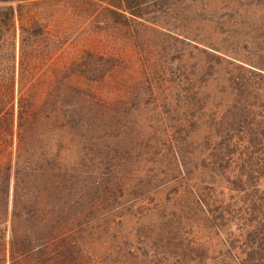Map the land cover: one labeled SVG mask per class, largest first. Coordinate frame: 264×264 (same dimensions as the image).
<instances>
[{
    "label": "rangeland",
    "instance_id": "rangeland-1",
    "mask_svg": "<svg viewBox=\"0 0 264 264\" xmlns=\"http://www.w3.org/2000/svg\"><path fill=\"white\" fill-rule=\"evenodd\" d=\"M41 2L22 4L31 16L45 10L57 41L51 99L61 68L78 62L76 120L65 130L49 119L51 153L31 177L33 212L18 231L54 240L51 264H237L228 244L237 240L241 259L251 196L231 182L239 160L224 140L249 132L246 107L263 109L242 92L252 79L264 87L248 71L264 69V0H161L147 10L154 23L130 26L100 6ZM250 126L259 139L248 149L263 154L264 121ZM224 205L226 220L215 219Z\"/></svg>",
    "mask_w": 264,
    "mask_h": 264
},
{
    "label": "trees",
    "instance_id": "trees-1",
    "mask_svg": "<svg viewBox=\"0 0 264 264\" xmlns=\"http://www.w3.org/2000/svg\"><path fill=\"white\" fill-rule=\"evenodd\" d=\"M26 1L30 0H0V4L17 3L16 9L12 6L0 9V264L7 262L51 264L57 259V254L49 251L54 240L37 244V239L33 241L25 231L20 233L18 228L22 221L31 218L33 212L27 208L31 196L29 190L31 177L42 167L43 162L48 161V154L51 153V147L46 140L49 119L61 117L60 128L65 130H73L76 120V90L72 85V78L78 62L73 60L61 68L63 83L58 94L59 100L51 99L49 85L53 83L50 75L53 70L50 59L55 53L57 41L42 23L41 15L45 10L31 16L24 10L22 2ZM39 1L46 4L57 0ZM67 1L100 6L111 15L121 18L124 24L129 26L133 22L154 23L153 17H146L147 10L161 2V0ZM103 3L105 5L101 6ZM86 55L95 56L89 51ZM98 57L106 60L103 55ZM100 67L104 69V65ZM248 71L264 79V69L256 71L249 68ZM251 82L255 83V80L252 79ZM252 83L247 81L245 89L243 88V96L253 99L254 103L247 105L256 104V107L260 106L263 109L253 113L251 107H246L248 117H244L245 114L243 117L244 119L250 117L249 132L244 130L241 137L224 140V145L230 152L227 154H237L239 160V169L231 182L240 192L250 191L245 198L251 196L245 204L243 211L245 215L239 217L238 223L240 226L238 237H243L239 249L241 259L234 253L237 240L228 244L227 252L231 253V258H235L237 264H264V190H259L258 185L260 180L264 179V152L254 155L248 149L252 143L255 145L256 139H259L257 133L253 134L250 124L255 125L264 121V87ZM221 209V213H218L215 219L226 220L225 214H229L230 207L224 205Z\"/></svg>",
    "mask_w": 264,
    "mask_h": 264
}]
</instances>
